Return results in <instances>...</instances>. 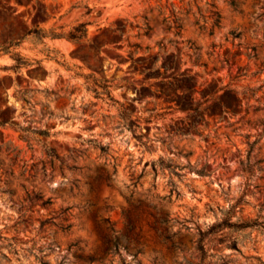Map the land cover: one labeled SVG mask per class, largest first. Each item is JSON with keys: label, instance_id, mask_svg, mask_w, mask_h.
<instances>
[{"label": "rangeland", "instance_id": "obj_1", "mask_svg": "<svg viewBox=\"0 0 264 264\" xmlns=\"http://www.w3.org/2000/svg\"><path fill=\"white\" fill-rule=\"evenodd\" d=\"M234 1L0 0V264H264V0Z\"/></svg>", "mask_w": 264, "mask_h": 264}, {"label": "trees", "instance_id": "obj_2", "mask_svg": "<svg viewBox=\"0 0 264 264\" xmlns=\"http://www.w3.org/2000/svg\"><path fill=\"white\" fill-rule=\"evenodd\" d=\"M230 2H231V4L233 6H235V1L234 0H230ZM210 6L213 7V4L210 3ZM211 14H212L213 20L211 21V28L209 29L210 31L212 30V27L218 25V22H219V19H220V15H219V12L217 10H215V9L211 10ZM196 23H198L197 20H196ZM202 26L203 25L201 24L200 27H202ZM176 27H179V25H176ZM50 36L54 37V36H61V35L60 34H56V33H50ZM68 37L69 38H75V35H74V33H72L70 31L69 34H68ZM14 48L15 47L13 46V43H11V42H8L7 45H0V51L4 52V53H9L11 55V57L13 58V60H14V66L13 67L18 68L20 66L28 64L27 60L23 56H21V54L18 51L14 50ZM34 62L35 63H39V60H36ZM185 81H188V79H186ZM224 95L232 97L234 95V93H233L232 90L228 89V90H225ZM37 133H39V134H41L43 136H48L49 135L47 130H38ZM52 156L56 157V154L52 153ZM253 223L254 222H240L237 225L242 228V227L253 225ZM68 227H69V225H67L65 228H68Z\"/></svg>", "mask_w": 264, "mask_h": 264}]
</instances>
